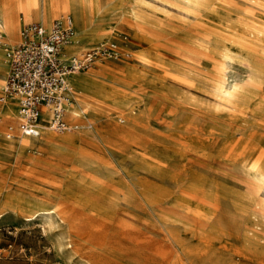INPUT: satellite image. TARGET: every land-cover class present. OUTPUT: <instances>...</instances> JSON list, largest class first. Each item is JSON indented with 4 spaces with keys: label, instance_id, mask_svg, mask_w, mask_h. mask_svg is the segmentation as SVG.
I'll use <instances>...</instances> for the list:
<instances>
[{
    "label": "rangeland",
    "instance_id": "1",
    "mask_svg": "<svg viewBox=\"0 0 264 264\" xmlns=\"http://www.w3.org/2000/svg\"><path fill=\"white\" fill-rule=\"evenodd\" d=\"M85 2L47 24L72 16L78 46L64 49L72 57L108 42L118 57L74 75L65 118L76 109L78 131L22 145L18 119L2 125L0 114V264L94 262L86 249L69 251L56 205L76 207L81 227L84 208L109 218L112 255L100 264H264V0ZM8 3L19 33L42 22ZM17 41L0 38V80ZM75 131L99 133L80 141L82 162L62 139ZM35 200L48 201L37 219Z\"/></svg>",
    "mask_w": 264,
    "mask_h": 264
},
{
    "label": "built area",
    "instance_id": "2",
    "mask_svg": "<svg viewBox=\"0 0 264 264\" xmlns=\"http://www.w3.org/2000/svg\"><path fill=\"white\" fill-rule=\"evenodd\" d=\"M74 33L72 16L61 15L50 26L25 25L20 41L6 47L8 73L0 103L6 97L17 101L18 128L28 137H41L43 125L55 132L77 128L65 119L68 105L75 102L71 74L118 57L116 43L108 42L81 57L65 58L63 48Z\"/></svg>",
    "mask_w": 264,
    "mask_h": 264
},
{
    "label": "bare ground",
    "instance_id": "3",
    "mask_svg": "<svg viewBox=\"0 0 264 264\" xmlns=\"http://www.w3.org/2000/svg\"><path fill=\"white\" fill-rule=\"evenodd\" d=\"M8 1L9 0H4L3 8L0 11V38H7L8 40H11V41L18 40L15 43V44H17L20 41L19 30L21 27L20 26L21 20L18 16V9L14 8V6H11V4L8 3ZM18 1H20L22 3V11L25 12L27 7L29 9H31V14H32L31 16H29L27 13L25 14V17L27 18L26 21H29L31 18L43 17V19H44L43 25H45V26L49 25V24H47V21L49 18L55 17L57 15V12L60 10L64 11L65 7L68 6L71 2L76 6H80L81 9L84 8V5L86 3L85 2L86 0H66L65 6L63 7L60 5V2H63V1L45 0L44 9H43L44 11L41 13L39 6H38V0H18ZM91 6H93V5H91ZM79 18L82 21V26L86 25L87 18L85 17V15L81 14V16H79ZM74 26H75V33L68 43V44L72 43L70 46L71 48L77 47L78 41H79V32L76 29L75 20H74ZM101 35H102V33H101ZM103 36L109 37L110 35L108 32H103ZM15 44H12L10 46H13ZM68 44H66L63 48L64 57L65 58H73L72 56H68L66 54V52L64 51L65 47ZM101 45H103V43H101ZM5 63L7 65L6 57H5ZM79 73H81V71H76V72H73L71 74V76H70L71 85H72V80H71L72 76L79 74ZM0 83H4V86L2 87V89L4 90L6 87V79H5V81H3L1 79ZM72 87H73V85H72ZM73 91H74V87H73ZM14 100L15 99L13 97H6L5 101L3 102L4 104L2 105V107L0 109V112L2 114H4V117H3L4 122L2 123V121H1L2 125H5L7 122H13V121L18 119V112H17L18 104H16ZM70 105H72V103ZM70 105H68V107ZM68 107H67V109H68ZM0 120H2V118H0ZM67 120H68L69 124H72V125L77 124L78 125V127L74 129L76 131H78L80 129V127L82 128L83 123H84L79 118V112L76 109L68 112ZM46 129L55 133V131L51 130L47 125H43L42 136H43ZM76 131L71 132V133H66L62 137V139L66 142L75 143L77 145V147H79V151L81 152V155L79 157H73V159L82 162V159H84L86 157V155H85V150L80 146L81 145L80 141H82L86 138H89V140H91L92 142H95L96 139L97 140L99 139V133L94 132V131H89L83 135L82 134L80 135V134H77L78 132H76ZM64 132H61V133H64ZM49 134H51V133H49ZM103 135H105V134H103ZM27 137L28 136L21 133L22 145H27L29 143V141L32 139H40L41 138V137H39V138H32V137L27 138ZM25 140H27V141H25ZM47 143L52 144L53 142H52V140L49 139V140H47ZM95 144H97V143H95ZM96 146L99 148H102L99 145H96ZM90 156L93 157L92 154H90ZM89 160L92 161L91 159H89ZM108 171H110V170H108ZM30 178H31V175H30ZM47 203H48L47 200H35V203L31 204L32 205L31 207H34V209H37V212L39 213L37 215L36 219L38 217H40L41 215L46 214L43 209H40L37 207L44 205V204H47ZM50 204H53V203L51 202ZM14 206L15 205L12 201H9V202L6 201V203H5L6 208L12 209L14 211L16 210L20 214H24V213L29 212V211L24 210V209H20V208L18 209V207H16V206L14 207ZM31 210H33V209H31ZM71 211H69L67 209V207L63 206V205L62 206L61 205L55 206V213L57 214L59 219L63 223H65L67 226V229L65 231V237L69 241L68 242V245H69L68 248L70 249L69 251L70 252H72V251L79 252L81 250L84 251L86 249L84 251L85 252L84 254L91 257L94 260V262H90V264L108 263L109 258L112 255V251L109 249V247H107V244H108L107 228H108V224H109V218L102 215V214L97 215L95 212L89 211L88 209L84 208V211H85L87 216L85 218H83V221L85 223H84V226L81 227L80 223H75V222H74L75 224L73 223L74 212L75 213L77 212V208L73 207ZM81 212H83V211H81ZM96 219H99V221L96 222ZM110 223H111V221H110ZM50 236H52V235L48 234V238ZM97 237L98 238L101 237V238L99 240H96Z\"/></svg>",
    "mask_w": 264,
    "mask_h": 264
},
{
    "label": "crops",
    "instance_id": "4",
    "mask_svg": "<svg viewBox=\"0 0 264 264\" xmlns=\"http://www.w3.org/2000/svg\"><path fill=\"white\" fill-rule=\"evenodd\" d=\"M43 22H44V19H43V17H42V22H40V23L43 24ZM50 25H51V24L46 25V26H50ZM1 39H4V38H1ZM6 39H7V38H6ZM67 54L71 56V54H69V53H67ZM73 77H74V76H72L71 80H73ZM17 112H18V110H17ZM0 114L3 115V117H4V114H2L1 112H0ZM47 132H49V133H54V132H51V131H49V130L46 129L44 133H47ZM27 138H28V137H27Z\"/></svg>",
    "mask_w": 264,
    "mask_h": 264
}]
</instances>
